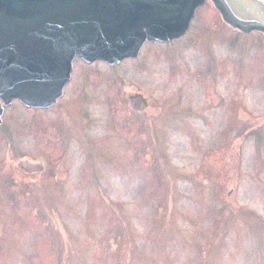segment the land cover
I'll list each match as a JSON object with an SVG mask.
<instances>
[{"label":"rangeland","instance_id":"374dc122","mask_svg":"<svg viewBox=\"0 0 264 264\" xmlns=\"http://www.w3.org/2000/svg\"><path fill=\"white\" fill-rule=\"evenodd\" d=\"M73 64L56 105L5 108L0 264H264V33L208 1L168 44Z\"/></svg>","mask_w":264,"mask_h":264},{"label":"water","instance_id":"95a60500","mask_svg":"<svg viewBox=\"0 0 264 264\" xmlns=\"http://www.w3.org/2000/svg\"><path fill=\"white\" fill-rule=\"evenodd\" d=\"M207 0H0V125L15 99L27 107L55 105L73 62L118 64L146 41L186 34ZM223 20L244 33H264V0H212ZM146 114L147 97L128 96Z\"/></svg>","mask_w":264,"mask_h":264},{"label":"trees","instance_id":"16d2710c","mask_svg":"<svg viewBox=\"0 0 264 264\" xmlns=\"http://www.w3.org/2000/svg\"><path fill=\"white\" fill-rule=\"evenodd\" d=\"M231 41H232V40H231ZM48 170H50V168H48L47 171H48ZM27 192H28L29 194H31V191L27 190ZM27 192H26V193H27ZM9 193H10V192H9Z\"/></svg>","mask_w":264,"mask_h":264}]
</instances>
